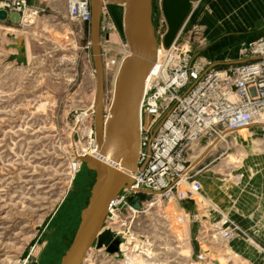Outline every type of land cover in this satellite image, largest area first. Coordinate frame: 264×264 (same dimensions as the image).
<instances>
[{
    "label": "rangeland",
    "instance_id": "rangeland-1",
    "mask_svg": "<svg viewBox=\"0 0 264 264\" xmlns=\"http://www.w3.org/2000/svg\"><path fill=\"white\" fill-rule=\"evenodd\" d=\"M52 1L56 3L52 9L39 6L35 10L27 0V9L37 13L31 25L12 23L9 12L6 19L0 20V264H59L73 239L95 178L83 164L73 176L71 171V144L85 146L86 129L91 127L94 132V115L79 125L75 122L94 102L96 92L90 25L71 21L67 13L65 18H57L59 15L53 12H59V0ZM212 1L193 4L177 39L178 45H187L194 55L203 58L208 42L198 19L209 13ZM160 4L161 0H153L152 21L158 46L166 32ZM239 7L264 14V0H241ZM123 22L121 4L102 7L99 40L104 115L116 82L113 70L104 63L127 55ZM55 24L58 27H53ZM31 33L46 52L41 64L18 66L10 62L16 51L8 46L16 44L23 53L25 42L20 37ZM11 35L18 41L13 42ZM243 43L248 42L241 46ZM235 60H239L238 53ZM196 155L176 199L144 210L133 227L134 237L122 251L111 254L105 248L92 247L82 264H126L127 257L137 258L140 264H264V226L241 224V220L247 223L254 218L250 211L260 209L259 202H263L264 136L255 129L226 134L223 140L202 143ZM187 185H195L215 208L216 212L204 216L214 219L229 214L245 236L228 243L210 240L200 249L199 222H176L180 217L188 220L200 209L192 201ZM247 198H253V202ZM199 216L202 219L201 211ZM199 253L204 255L202 262L197 261Z\"/></svg>",
    "mask_w": 264,
    "mask_h": 264
},
{
    "label": "built area",
    "instance_id": "built-area-1",
    "mask_svg": "<svg viewBox=\"0 0 264 264\" xmlns=\"http://www.w3.org/2000/svg\"><path fill=\"white\" fill-rule=\"evenodd\" d=\"M67 2L71 21L90 23V0ZM0 8L19 15L21 25H31L37 15L27 9V0H5ZM178 37L167 49L157 44L139 106L138 168L131 175V187L118 194L104 222L103 231L119 240L118 252L134 237L133 227L144 210L176 199L202 143L223 140L226 134L241 130L255 129L264 136V38L242 45L238 62L216 67L187 45H178ZM125 52L119 61L104 63L114 76L130 54L128 46ZM88 130L87 141L97 151L95 134L91 127ZM195 187H189L191 199L200 209L188 220L180 217L176 222H199V248L207 247L210 240L228 243L243 238V231L224 214L214 219L204 216L216 210ZM130 199L136 200L139 209ZM203 260L199 253L197 261Z\"/></svg>",
    "mask_w": 264,
    "mask_h": 264
},
{
    "label": "water",
    "instance_id": "water-1",
    "mask_svg": "<svg viewBox=\"0 0 264 264\" xmlns=\"http://www.w3.org/2000/svg\"><path fill=\"white\" fill-rule=\"evenodd\" d=\"M124 0H90V44L96 74V92L92 106L97 157H76L85 168L95 174L94 183L86 206L81 210L79 224L73 239L59 264H82L88 251L105 248L108 253L118 252L119 240L109 231H103L108 211L118 194L129 189L131 175L138 168L140 151L139 106L144 83L155 60L157 41L152 21L153 0H125L124 36L130 54L123 61L107 115L103 113V68L100 55L99 25L101 9L107 5L121 4ZM199 0H161L160 9L166 25L162 46L167 49L176 40L192 13V6ZM7 12L0 11V20ZM12 23L19 22V15L10 14ZM13 42L18 39L9 36ZM9 58L18 66L27 61L20 48ZM130 203L139 209L135 199Z\"/></svg>",
    "mask_w": 264,
    "mask_h": 264
},
{
    "label": "crops",
    "instance_id": "crops-1",
    "mask_svg": "<svg viewBox=\"0 0 264 264\" xmlns=\"http://www.w3.org/2000/svg\"><path fill=\"white\" fill-rule=\"evenodd\" d=\"M28 5L32 9L38 10L37 7L39 6H44L45 9H52L56 3H53L52 0H28ZM58 5L59 12L53 13L57 16L59 15L58 17L56 16L57 18L63 19L67 13V0H59ZM240 5L241 0H213L209 3V13L201 15L198 19V24L204 29L208 42V48L205 51L206 55L203 53L202 55L216 67H224L228 64L236 63V55L242 42L264 38V14L261 16L257 13V10L248 7L246 8L247 10H241ZM241 13L244 15H241ZM248 13L252 14L249 15ZM59 24L61 25L62 22ZM53 27H58V24ZM20 38L24 39L25 42L22 54L26 58V66L29 64H41L42 58L46 56L45 49L41 46L42 43L35 40L36 37L33 36V33L30 36H21ZM34 42L38 45H35ZM226 53L228 55L219 56ZM247 199H250L249 202H253V198ZM259 203H261L260 209L249 213L251 216L254 215V218L250 217L247 223L241 220V224L244 226H264V198L263 202ZM257 216L262 217L258 219ZM228 217L236 222L229 214ZM252 244L262 246L259 243Z\"/></svg>",
    "mask_w": 264,
    "mask_h": 264
},
{
    "label": "bare ground",
    "instance_id": "bare-ground-1",
    "mask_svg": "<svg viewBox=\"0 0 264 264\" xmlns=\"http://www.w3.org/2000/svg\"><path fill=\"white\" fill-rule=\"evenodd\" d=\"M121 5L125 8L126 7V3H125V0L121 2ZM24 43V42H23ZM122 62V60H121ZM117 75L114 76V79H116L117 81ZM148 76V75H147ZM113 79V80H114ZM147 77H146V80H145V83H144V86L147 84ZM115 85H116V82H115ZM94 103V102H93ZM93 103L91 104V106L86 110L84 111L83 113H81L79 115V117L76 119V123L81 124L82 121H86L88 120L91 116H93V109H92V106H93ZM109 110V109H107ZM77 128V127H76ZM74 131V130H73ZM250 132V130H241L239 131L238 133H248ZM86 136L89 134L88 132V129H86ZM71 147H72V151H73V157L74 159L76 157H83V156H92V157H97V151L94 150V147H91L90 143H88V141L86 142V145L85 146H81L79 143H76V142H73V144H71ZM195 158H198L197 155ZM80 162L78 161H74V163L72 162L71 163V171H72V176H73V173L75 172V170L77 168H79L80 166ZM71 176V177H72ZM126 264H140V261L137 260V258H134V259H127V262Z\"/></svg>",
    "mask_w": 264,
    "mask_h": 264
}]
</instances>
